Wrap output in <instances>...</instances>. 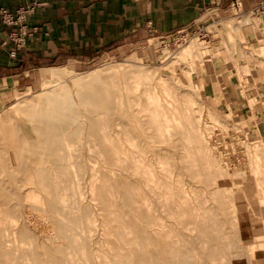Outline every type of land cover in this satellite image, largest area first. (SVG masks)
Wrapping results in <instances>:
<instances>
[{
  "label": "rangeland",
  "instance_id": "rangeland-1",
  "mask_svg": "<svg viewBox=\"0 0 264 264\" xmlns=\"http://www.w3.org/2000/svg\"><path fill=\"white\" fill-rule=\"evenodd\" d=\"M198 31L41 71L0 107V264H264V113L220 109Z\"/></svg>",
  "mask_w": 264,
  "mask_h": 264
},
{
  "label": "crops",
  "instance_id": "crops-1",
  "mask_svg": "<svg viewBox=\"0 0 264 264\" xmlns=\"http://www.w3.org/2000/svg\"><path fill=\"white\" fill-rule=\"evenodd\" d=\"M37 0H0L11 12ZM26 23L37 29L17 57L0 49V107L44 82L41 71L88 63L104 55L132 53L153 40H193L203 61L200 74L220 109L245 116L264 113V0H38ZM10 30L0 22L6 39ZM134 52V53H135ZM236 81L230 83V79ZM243 80H240L242 79ZM258 104H249V96ZM246 113V114H245Z\"/></svg>",
  "mask_w": 264,
  "mask_h": 264
},
{
  "label": "built area",
  "instance_id": "built-area-1",
  "mask_svg": "<svg viewBox=\"0 0 264 264\" xmlns=\"http://www.w3.org/2000/svg\"><path fill=\"white\" fill-rule=\"evenodd\" d=\"M42 5L40 1H34L27 6L18 8L15 12H11L8 8L0 7V22L5 29L18 27V30H10L6 39H3L0 32V49L9 46L11 57H17L19 51L26 47L36 27H30L26 21L29 15L34 13L38 7ZM257 10L264 14V2H262ZM198 33L208 36L210 31L206 26L198 29Z\"/></svg>",
  "mask_w": 264,
  "mask_h": 264
},
{
  "label": "bare ground",
  "instance_id": "bare-ground-1",
  "mask_svg": "<svg viewBox=\"0 0 264 264\" xmlns=\"http://www.w3.org/2000/svg\"><path fill=\"white\" fill-rule=\"evenodd\" d=\"M184 52H186L187 54H190L191 48L190 47L185 48ZM50 111H51L50 106L49 105H46V107L43 109V112L42 113H40L39 115L37 113H34V118H40V117L42 118V117H45V115H47L48 118H49L50 117ZM58 112H59V110H58ZM80 116H82V115H80ZM129 195L132 196L131 195V192H129ZM57 211H58L59 214H64V211H62L60 209H58ZM68 240L70 242H72L74 245L77 244L76 245V248H78L79 250H81V248L83 246L81 244V242H83V240L85 241V239L83 238V240H80L79 242H77V239L75 240L71 236H68ZM250 250L256 251V250H258V247H257L255 241H253L252 239H247L246 245L243 246V247H241V249H240L239 252H241L242 256H244V252H246V251L248 252ZM132 251H134V249L133 248H130L129 252L123 253V255H125L123 257L126 258V259H128V260L132 259L133 258L132 257L133 256L132 255ZM176 251H179V250H176V249L175 250H173V249L172 250H169V252H167V257L165 259L166 261H164L162 263H160L158 260H156L151 255L148 256V257H147V255H141V256L139 255V259H137V261H138L137 263L138 264H178V263L179 264H192L193 263V259H191L190 257L183 256V257L180 258L179 257V254L176 255ZM173 253H175V255H173ZM52 259L55 262H57V264H69V262L63 261V260L59 259L58 257H56L54 255L52 256ZM86 259H88V261H90V257H88ZM212 261H213V264H217L218 257H214L212 259ZM32 262H33V264H42L41 259L39 257H36V256L34 257V259H33ZM72 263H74V262H72ZM74 264H77V263H74ZM81 264H83V263H81ZM248 264H250V263H248Z\"/></svg>",
  "mask_w": 264,
  "mask_h": 264
}]
</instances>
